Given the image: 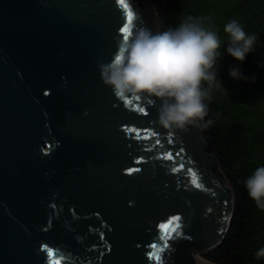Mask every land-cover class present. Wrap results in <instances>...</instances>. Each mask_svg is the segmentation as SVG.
Here are the masks:
<instances>
[{
	"label": "water",
	"instance_id": "obj_1",
	"mask_svg": "<svg viewBox=\"0 0 264 264\" xmlns=\"http://www.w3.org/2000/svg\"><path fill=\"white\" fill-rule=\"evenodd\" d=\"M125 2L128 38L159 32L150 2ZM122 21L118 0H0V264H49L46 244L62 264H213L200 258L229 231L232 188L198 123L165 128L158 99L127 104L105 84ZM125 124L159 136L130 139ZM181 148L175 161L161 155ZM172 215L168 247L149 248Z\"/></svg>",
	"mask_w": 264,
	"mask_h": 264
},
{
	"label": "trees",
	"instance_id": "obj_2",
	"mask_svg": "<svg viewBox=\"0 0 264 264\" xmlns=\"http://www.w3.org/2000/svg\"><path fill=\"white\" fill-rule=\"evenodd\" d=\"M143 1L154 6L159 32L175 29L194 17L222 38L224 56L217 62V78L227 90H213L212 99L206 101L208 115L197 123L207 152L218 161L232 188L234 214L221 246L203 258L213 264H264V257H256L264 247V209L245 186L246 178L264 164V0ZM233 19L257 36L255 49L244 62L226 50L230 38L224 26ZM234 66L249 77L255 75V82L233 79L230 70ZM208 120L212 123L207 124Z\"/></svg>",
	"mask_w": 264,
	"mask_h": 264
},
{
	"label": "clouds",
	"instance_id": "obj_3",
	"mask_svg": "<svg viewBox=\"0 0 264 264\" xmlns=\"http://www.w3.org/2000/svg\"><path fill=\"white\" fill-rule=\"evenodd\" d=\"M224 31L230 38L227 53L244 62L254 51L257 36L247 32L236 19L229 21ZM222 43L218 31L205 27L194 17L162 32L142 27L131 38L120 41L119 55L100 65L101 75L121 99L129 94L146 95L153 103L158 99L159 124L168 129L186 130L207 117L206 101L212 99L215 88L227 90L222 79L217 78V62L224 56ZM230 76L251 82L256 79L238 66L231 68ZM245 186L257 206L264 209V164L246 178ZM256 257H264V247L259 248Z\"/></svg>",
	"mask_w": 264,
	"mask_h": 264
},
{
	"label": "snow or ice",
	"instance_id": "obj_4",
	"mask_svg": "<svg viewBox=\"0 0 264 264\" xmlns=\"http://www.w3.org/2000/svg\"><path fill=\"white\" fill-rule=\"evenodd\" d=\"M118 3H119V5L122 6V8L124 10H126V22L122 21V24L118 28V31L120 33L124 34V36H123L124 39H127L129 30H130L129 29V25L132 23V19H133V12H132V9H131L130 5L128 3H126L125 0H118ZM137 100H139V97H137ZM123 102L127 103V104H132V101L130 99H128V98L124 99ZM134 108L136 110H138L139 112L144 113L145 116L148 115L147 110L144 109V108H141L139 104H136L134 106ZM124 128H125V131L127 133H129L130 139L148 140V139H151L153 136H159L158 132L150 130L149 128H140V127H135V126H129L128 124H125ZM131 134H135V135L133 136ZM167 142L169 144L172 143L171 140H168ZM159 144H161V141H160V139L157 138L155 140V145H159ZM155 145H153V147ZM183 152H184V149L181 148V149H179L178 152H176L175 156H173V153H172L171 150L167 151L166 153H161V155L164 158H167V159L175 161L176 157L181 156V154ZM141 159H143V157H141ZM184 167H185V164L183 162H181L176 167H174L172 170L174 172H178L181 169H184ZM135 170L136 169H128L129 172H132V171H135ZM188 171L190 173H193V170L191 168H189ZM193 175H194V173H193ZM195 186L197 188H200V184L199 183H197ZM223 203L227 204L228 201L224 200ZM208 211L211 212L212 209H208ZM180 219H181V217L179 215H172L170 217H167L165 223H161V224L158 225L159 228L164 230V235L160 236V238H159L160 243L154 241L148 247L151 248V249H156L157 247H160L161 250L167 248L168 247V241H169V239L172 236V232L168 231V227L170 225H172L174 222H176V227L178 228L179 227V223L178 222L180 221ZM225 219H227V217H225ZM173 231H175V229H173ZM44 248H45V252L47 253V256L50 258L49 259V264H62V261H64L66 259L64 256L58 255V252H57V250L55 248L49 247L47 244L44 246ZM147 255H148L149 258H154L157 261L161 260V256L156 254V253H154V252H152V251H149Z\"/></svg>",
	"mask_w": 264,
	"mask_h": 264
},
{
	"label": "flooded vegetation",
	"instance_id": "obj_5",
	"mask_svg": "<svg viewBox=\"0 0 264 264\" xmlns=\"http://www.w3.org/2000/svg\"><path fill=\"white\" fill-rule=\"evenodd\" d=\"M185 248H186L185 250L187 251L188 248H190V249H191V248L195 249L196 247H195V245H194L193 243L187 242V245H186Z\"/></svg>",
	"mask_w": 264,
	"mask_h": 264
},
{
	"label": "rangeland",
	"instance_id": "obj_6",
	"mask_svg": "<svg viewBox=\"0 0 264 264\" xmlns=\"http://www.w3.org/2000/svg\"><path fill=\"white\" fill-rule=\"evenodd\" d=\"M140 1V3H146L145 1H143V0H139ZM201 259H203V260H205L203 257H201ZM206 261V260H205Z\"/></svg>",
	"mask_w": 264,
	"mask_h": 264
},
{
	"label": "bare ground",
	"instance_id": "obj_7",
	"mask_svg": "<svg viewBox=\"0 0 264 264\" xmlns=\"http://www.w3.org/2000/svg\"><path fill=\"white\" fill-rule=\"evenodd\" d=\"M143 4H145V3H143ZM201 259V258H200ZM203 260V259H202ZM205 261V260H204ZM207 262V261H206ZM209 263V262H208Z\"/></svg>",
	"mask_w": 264,
	"mask_h": 264
}]
</instances>
